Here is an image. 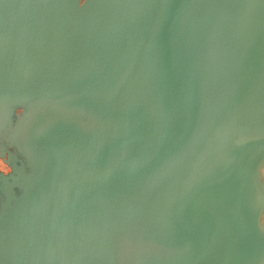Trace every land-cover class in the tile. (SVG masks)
I'll return each instance as SVG.
<instances>
[{"label": "water", "instance_id": "95a60500", "mask_svg": "<svg viewBox=\"0 0 264 264\" xmlns=\"http://www.w3.org/2000/svg\"><path fill=\"white\" fill-rule=\"evenodd\" d=\"M6 156L0 264H264V0H0Z\"/></svg>", "mask_w": 264, "mask_h": 264}, {"label": "flooded vegetation", "instance_id": "af4514ba", "mask_svg": "<svg viewBox=\"0 0 264 264\" xmlns=\"http://www.w3.org/2000/svg\"><path fill=\"white\" fill-rule=\"evenodd\" d=\"M17 113L19 114L20 111H17ZM10 151H12V150H10ZM6 160H7V156H6L5 159H3V158L0 157V174H3L5 176H8V175L12 174V168H11V165H8V164L5 163ZM0 196H1V194H0Z\"/></svg>", "mask_w": 264, "mask_h": 264}]
</instances>
